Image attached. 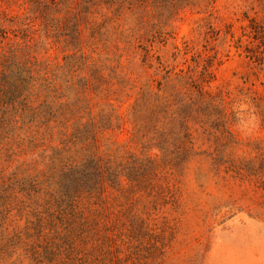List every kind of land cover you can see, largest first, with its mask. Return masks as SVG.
Segmentation results:
<instances>
[{
	"label": "trees",
	"instance_id": "obj_1",
	"mask_svg": "<svg viewBox=\"0 0 264 264\" xmlns=\"http://www.w3.org/2000/svg\"><path fill=\"white\" fill-rule=\"evenodd\" d=\"M19 1L0 0L7 7ZM25 2L24 16L0 8V36L20 32L25 43L10 42L0 60V264H118L120 165L118 156H100V138L129 122V141L144 152L141 159L129 155L130 193L149 191L159 168L201 155L216 162V149L198 151L193 132L234 138L226 113L215 96L196 86L195 94L181 75L177 85L140 87L127 120L109 101L115 90L104 64L118 65L121 47L134 51L155 39L145 22L146 0ZM133 16L137 22L126 32ZM49 42L74 52L56 65L29 52ZM129 84L119 77L118 95L136 87ZM112 144L117 151L127 146Z\"/></svg>",
	"mask_w": 264,
	"mask_h": 264
},
{
	"label": "rangeland",
	"instance_id": "obj_2",
	"mask_svg": "<svg viewBox=\"0 0 264 264\" xmlns=\"http://www.w3.org/2000/svg\"><path fill=\"white\" fill-rule=\"evenodd\" d=\"M25 1L9 7L0 2V8L24 16ZM145 5L155 39L134 51L121 47L118 65L104 64L115 90L109 101L127 120L140 87L157 90L166 80L177 85L181 75L195 94L203 88L215 96L234 138L193 132L198 151L216 149V162L201 155L181 167L159 168L151 190L130 193L129 155L141 159L144 152L129 141L128 121L126 129L105 132L98 152L102 158L118 156L120 165L118 264H264V0H146ZM134 16L123 25L126 32L137 22ZM15 33L0 36V60L10 42L25 44ZM29 52L56 65L74 49L49 42ZM119 77L136 87L118 95ZM113 141L127 146L117 151Z\"/></svg>",
	"mask_w": 264,
	"mask_h": 264
}]
</instances>
